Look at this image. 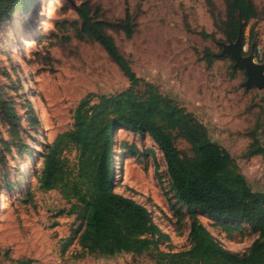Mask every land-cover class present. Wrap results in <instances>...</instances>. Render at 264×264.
<instances>
[{
  "label": "rangeland",
  "instance_id": "374dc122",
  "mask_svg": "<svg viewBox=\"0 0 264 264\" xmlns=\"http://www.w3.org/2000/svg\"><path fill=\"white\" fill-rule=\"evenodd\" d=\"M82 1L88 2L93 17L107 23V33L135 73L193 112L210 138L234 156L252 189L264 191V157L244 155L251 134L264 143V89L246 88L244 71L234 69L228 55H219L220 43L230 41L223 32L226 0H33L0 26V98L18 114L27 146L15 143L0 115V264H154L145 254L74 258L80 249L76 238L65 250L63 240L73 236L78 222L73 215L59 213L68 204L57 190L38 187L43 144L71 128L79 100L129 85L102 47L81 33L73 5ZM251 1L257 17L246 25L239 22L248 47L244 54L264 36V0ZM125 12L135 27L130 38L119 28ZM205 48L218 54L210 66L204 60ZM26 102L38 126L27 121ZM116 137L118 147L127 143L138 152L116 157L115 190L143 204L168 234L170 240L161 250L188 248L190 218L177 220L169 208L162 154L148 137L122 129ZM176 146L189 153L183 140ZM197 219L232 251L246 250L256 238L241 227L226 233L205 214Z\"/></svg>",
  "mask_w": 264,
  "mask_h": 264
},
{
  "label": "trees",
  "instance_id": "16d2710c",
  "mask_svg": "<svg viewBox=\"0 0 264 264\" xmlns=\"http://www.w3.org/2000/svg\"><path fill=\"white\" fill-rule=\"evenodd\" d=\"M32 1L0 0V26ZM73 7L81 21V33L102 47L129 85L117 92L88 93L82 97L74 109L71 128L44 143L39 153V189L57 190L68 204L59 213L73 215L78 222L73 236L63 240V250L76 238L80 249L74 258H110L128 253L145 254L154 264H264V191L252 189L234 156L210 138L207 127L193 112L135 73L107 33V23L91 15L87 1ZM257 15L251 0H226V38L234 40L239 22L246 25ZM119 28L126 38L134 34V22L128 12ZM244 41L242 32V44ZM203 53L207 66L218 56L209 48ZM26 106L27 121L38 126L34 109L29 102ZM0 115L8 123L15 143L26 148L20 136V118L2 98ZM121 129L148 137L162 154L167 181L164 194L169 208L177 220L185 215L190 218L188 248L161 250L160 246L170 240L168 234L143 204L115 190V169L119 165L116 157L124 151L130 155L138 152L135 145L123 143L118 147L116 133ZM251 138L244 155L264 157V143L253 134ZM179 139L189 145V153L176 146ZM2 145L8 146L3 142ZM157 178L160 180L158 172ZM5 184L9 187V182ZM198 214L208 215L226 233L245 228L256 238L242 252L229 250L197 219Z\"/></svg>",
  "mask_w": 264,
  "mask_h": 264
},
{
  "label": "water",
  "instance_id": "95a60500",
  "mask_svg": "<svg viewBox=\"0 0 264 264\" xmlns=\"http://www.w3.org/2000/svg\"><path fill=\"white\" fill-rule=\"evenodd\" d=\"M219 55H228L232 58L234 69H241L246 75L243 85L246 88L264 89V61H253V44L248 54L242 51V23L239 24L237 35L234 40L221 42Z\"/></svg>",
  "mask_w": 264,
  "mask_h": 264
},
{
  "label": "built area",
  "instance_id": "2783aa9c",
  "mask_svg": "<svg viewBox=\"0 0 264 264\" xmlns=\"http://www.w3.org/2000/svg\"><path fill=\"white\" fill-rule=\"evenodd\" d=\"M242 51H248L247 44H242ZM253 61L256 63H262L264 61V36L256 40L253 44ZM262 172L264 174V163Z\"/></svg>",
  "mask_w": 264,
  "mask_h": 264
}]
</instances>
